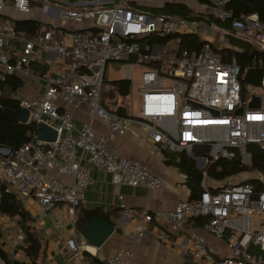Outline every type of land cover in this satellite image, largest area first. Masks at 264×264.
I'll use <instances>...</instances> for the list:
<instances>
[{
	"label": "built area",
	"instance_id": "1",
	"mask_svg": "<svg viewBox=\"0 0 264 264\" xmlns=\"http://www.w3.org/2000/svg\"><path fill=\"white\" fill-rule=\"evenodd\" d=\"M6 1L19 12L29 13L33 0H0V83L13 73L43 80L44 91L20 100L19 105L28 109L27 122H44L57 131V137L44 141L35 131L31 140L16 150L0 149V168L8 184L5 190L31 197L42 215L59 204L75 224L76 207L92 183L88 165L109 172L113 184L149 189L165 185V178L142 160L119 155L109 137L97 133V123L117 136L137 135L136 130L143 128L152 146L169 151L191 153L195 146H206L208 163L222 158L249 166L251 152L246 145L264 147V59L260 57L264 52V20L256 12L236 13L229 6L231 0H198L197 14L202 19L143 10L140 6L148 0H103L79 6L37 0L41 11L51 18L76 23L88 20L91 28L73 30L64 38L59 25L51 23L29 38L15 30V19L3 17ZM215 20L228 23V29L217 26ZM211 30L220 33V39L227 34L241 39L252 49L243 74L249 69L261 74L260 83L253 85L247 97L242 92L243 75L235 54L223 58L207 40L196 48L181 42L182 34L201 36ZM161 37L166 40L159 42ZM143 38L151 40L141 44ZM14 39L20 47L9 43ZM40 50L57 53L68 69L55 75L31 70L30 62ZM234 50L242 51L238 46ZM109 60L123 61L124 79L130 82L123 103L128 115H119L100 103L104 66ZM91 64L100 65L99 72L89 71ZM88 76H94V82ZM255 96L259 107L253 108L249 103ZM116 104L114 101L111 107ZM72 109H83L88 118L75 134ZM49 171L60 178H45L43 172ZM180 176L184 182L189 178L187 172ZM201 188L197 197L179 199L170 210L142 209L144 223L138 224L133 234L140 237L149 233L147 223L152 220L169 222L178 230L189 218L200 217L203 231L225 240L231 251L230 257L217 264H264V189L256 190L252 182L229 176L215 190L204 183ZM122 197L118 196L119 209L130 217L133 211ZM254 216L261 218L255 230L234 225ZM61 220H55L56 227ZM16 238L23 241V234ZM252 248L256 253L250 251ZM65 249L74 264H92L84 252L95 254L84 238L71 235ZM190 253L194 259L213 262L203 233L193 235ZM132 256L130 250L119 249L107 259L111 264H132Z\"/></svg>",
	"mask_w": 264,
	"mask_h": 264
},
{
	"label": "crops",
	"instance_id": "2",
	"mask_svg": "<svg viewBox=\"0 0 264 264\" xmlns=\"http://www.w3.org/2000/svg\"><path fill=\"white\" fill-rule=\"evenodd\" d=\"M57 3L60 6H79L83 3L98 4L103 0H48ZM165 0H148L143 5L159 6ZM159 3V4H157ZM3 17H11L15 20H32L40 23L39 28L34 32L26 30L23 32L26 37H35L39 32L45 30L51 23H56L60 27V35L69 38L73 30H83L91 28V23L86 20L81 23L72 21L61 22L53 19L41 11L40 3L37 0L31 2L29 13H22L16 10L10 2H5ZM227 27H221L228 29ZM217 40H220L221 46L215 49L223 58H228V49L234 50L237 45L230 43V37L225 35L222 39L218 37V32L207 31L201 34L204 40L214 41L215 34ZM230 35V34H229ZM220 36V35H219ZM20 47V42L16 39L9 40ZM213 45V43H212ZM214 47V46H213ZM239 47V46H238ZM31 70L46 72L49 75H55L68 69L66 61L55 52L40 50L34 61L30 62ZM105 67V66H104ZM90 71V70H89ZM92 72V71H91ZM18 81L21 85L14 89ZM2 93L12 98L22 100L24 98H34L44 91L45 83L41 79L25 76L19 73H13L8 81L2 85ZM73 123L76 129L87 120L83 109H72ZM98 134H104L109 137L110 144L116 149L119 155L137 158L149 165L151 170L165 178V185L160 189H149L145 186H130L127 184H113L110 180V173L88 165L92 183L87 188L84 200L81 203L85 208H98L109 215L111 225L115 227L114 232L98 249L89 246V249L96 257L103 256L110 258L116 250L127 249L133 253L132 264H217L218 260L231 256V251L226 246L225 240L217 239L212 235L205 233L202 229V223L199 219L189 218L181 229L174 230L169 222L163 220H152L147 223L149 233L137 237L135 234L136 226L144 223L141 214L142 209L150 212L157 210H170L179 199H192L199 195L200 191H195V180L189 175L184 182L180 176L182 173L176 165L166 163L161 150L152 146L145 136L143 128L136 130L137 135L129 133L124 136L112 135L103 124H94ZM169 151V150H168ZM172 152V151H171ZM194 166L203 173L202 184H206L210 190L219 187L225 177L229 176L235 180H249L258 178L262 183L256 171H241L237 174L218 177L208 173V162L202 159L204 156H194L193 153H187ZM169 157V156H168ZM205 158V157H204ZM168 159V158H166ZM174 161H178L174 158ZM187 172V170H186ZM47 179H58L60 174L56 172H43ZM0 178L4 180L0 168ZM5 181V180H4ZM122 195L123 202L132 209V216H124L119 209V198ZM24 209L30 214L31 226L38 234L43 244V252L39 258L43 264H74L66 254V240L71 235L76 234L77 239L83 238L80 230H77L71 216L59 204L52 205L45 215L41 214L40 206L31 197H18ZM78 210V209H77ZM76 211V210H75ZM76 214V213H75ZM61 217V225L55 226V220ZM17 216L0 214V230L2 233L0 242L2 249L6 251L7 256L19 261L28 262L29 259L24 255L20 248L23 241H18L16 236L22 234L17 223ZM264 218V216H262ZM260 219L257 217L245 218L234 222L243 230H255L260 227ZM196 233L205 234L206 242L212 249L213 262L194 259L190 253L192 237ZM161 234H164L162 237ZM256 248L250 251L256 253ZM89 253V252H88ZM90 254V253H89ZM92 255V254H91ZM100 259V257H98ZM101 260V259H100ZM102 261V260H101ZM0 264H7L0 258Z\"/></svg>",
	"mask_w": 264,
	"mask_h": 264
},
{
	"label": "trees",
	"instance_id": "3",
	"mask_svg": "<svg viewBox=\"0 0 264 264\" xmlns=\"http://www.w3.org/2000/svg\"><path fill=\"white\" fill-rule=\"evenodd\" d=\"M229 6L233 8L236 13L244 12H256L260 19L264 20V0H231ZM143 10H150L155 13H172L178 14L184 17H191L194 19H202V16L198 14H193L189 7L181 3L179 0H165L159 6H140ZM192 14V15H190ZM217 26L227 27L228 23L220 22L218 20L214 21ZM40 23L32 20H15V30L16 31H29L34 32L39 28ZM230 43L240 47L242 51L228 49V52L235 54L237 63L240 67V74L243 75L241 78L242 92L246 84L258 85L260 83V71L249 69L244 74V68L249 63L253 51L250 46L243 40L238 39L232 35H229ZM181 42L187 48H196L202 42L206 41L197 34H182L180 37ZM151 39L143 38L140 43L149 42ZM165 37L158 39L159 42H164ZM260 57L264 59V52L260 53ZM11 74L7 75L4 82L0 83V88L2 85L8 81ZM241 75V76H242ZM104 80L101 84L100 89V103L107 109L119 114L128 115V111L123 107L125 98L130 92V82L124 78L113 79L110 83V89L105 91L102 89ZM21 85V81H18L14 86V89ZM114 101H117L115 107H111ZM20 100L17 98H12L6 94L2 93L0 97V145H5L10 147L12 150H16L19 146L27 143L31 140L32 135L36 131L37 122L29 121L22 123L18 121L14 110L20 107ZM246 148L251 152V163L249 166H243L237 160L228 161L225 159H218L207 166L208 173H211L218 177H225L231 174H237L241 171H256L264 175V147L258 144L250 143L246 145ZM206 146H195L193 147L192 153L194 156H207ZM164 155L166 163L176 165L181 172H186L191 158L187 156L185 151L176 152L168 151L166 149L161 150ZM169 156V157H168ZM168 158V159H166ZM177 158L178 161H174ZM250 181L254 184L256 190L264 189V183H262L258 178H252ZM8 184L6 181L0 178V214H7L11 217L17 216V223L23 234V243L20 248L23 250L24 255L29 259L28 262L19 261L18 259H13L7 256L6 251L2 249L0 242V258L7 264H43L39 261V258H43L41 253L43 252V244L39 238L36 231L31 226L30 214L24 209L22 203L18 199V193L16 190L6 191ZM78 209V210H77ZM76 218L75 227L80 230V227L96 217H101L107 222L111 223L109 215L102 212L98 208H85L81 204L76 207ZM194 219L201 220L200 217H193ZM203 222V219L201 220ZM2 233L0 230V239ZM256 251V249H255ZM84 256L89 259L92 264H102V261L98 259L95 255H91L88 252H84ZM223 260V259H221ZM221 260H218L221 261Z\"/></svg>",
	"mask_w": 264,
	"mask_h": 264
},
{
	"label": "water",
	"instance_id": "4",
	"mask_svg": "<svg viewBox=\"0 0 264 264\" xmlns=\"http://www.w3.org/2000/svg\"><path fill=\"white\" fill-rule=\"evenodd\" d=\"M88 68L93 73H97L101 69V66L98 64H91ZM88 79L90 80V82H94L95 77L88 76ZM249 106L253 108L259 107V98L255 96L254 99L249 103ZM14 114L16 115L18 121L22 123H26L28 121L29 112L27 108L19 107L18 109L14 110ZM36 132L38 134V138L44 141H53L57 137V131L44 122H39L37 124ZM0 149H7L8 152L12 151L10 147H7L5 145H0ZM3 156L6 157L7 154H3ZM202 159L205 161L204 157H202ZM187 173L195 180V186L193 189L196 192L201 191V181L203 178V173L194 166L192 161H190L188 164ZM114 229L115 227L109 222L101 217H96L90 222L82 225L80 227V232L89 246L98 249L111 236V234L114 232ZM102 264L111 263L108 259L105 258L104 260H102Z\"/></svg>",
	"mask_w": 264,
	"mask_h": 264
},
{
	"label": "rangeland",
	"instance_id": "5",
	"mask_svg": "<svg viewBox=\"0 0 264 264\" xmlns=\"http://www.w3.org/2000/svg\"><path fill=\"white\" fill-rule=\"evenodd\" d=\"M181 3L185 4L187 7H189L190 11L193 13V14H197V3L199 2L198 0H179ZM160 3H163L162 1ZM159 4V3H157ZM192 15V14H190ZM215 35V40L212 41L213 43V46L214 48L217 50L219 49V47L221 46V43L220 44V40L218 41L217 40V35L216 33L214 34ZM220 33L218 34V37ZM223 40V39H222ZM123 61L121 60H109L105 63V67H104V72H103V85H102V89L105 90V91H108L110 89V83L113 79H118V78H124V72H125V69H124V66H123ZM134 77H136V70H134ZM253 85L252 84H246L244 86V89H243V95L245 97H247L250 92H251V89H252ZM263 94H264V91H262ZM135 101V100H134ZM260 174V173H258ZM263 178H264V175H263Z\"/></svg>",
	"mask_w": 264,
	"mask_h": 264
}]
</instances>
